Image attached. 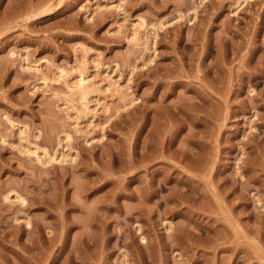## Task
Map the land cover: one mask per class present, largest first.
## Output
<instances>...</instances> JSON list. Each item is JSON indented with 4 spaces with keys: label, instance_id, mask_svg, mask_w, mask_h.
Returning a JSON list of instances; mask_svg holds the SVG:
<instances>
[{
    "label": "rangeland",
    "instance_id": "374dc122",
    "mask_svg": "<svg viewBox=\"0 0 264 264\" xmlns=\"http://www.w3.org/2000/svg\"><path fill=\"white\" fill-rule=\"evenodd\" d=\"M0 264H264V0H0Z\"/></svg>",
    "mask_w": 264,
    "mask_h": 264
},
{
    "label": "bare ground",
    "instance_id": "6f19581e",
    "mask_svg": "<svg viewBox=\"0 0 264 264\" xmlns=\"http://www.w3.org/2000/svg\"><path fill=\"white\" fill-rule=\"evenodd\" d=\"M229 51H231V50H229ZM224 52H225V51H224ZM230 53H231V52H230ZM232 54H233V53H232ZM225 55H226V54H225ZM225 57L227 58V56H225ZM228 58H229V56H228ZM228 60H229V59H228ZM230 60H231V59H230ZM214 66H215V65H214ZM214 66H213V67H214ZM6 199H7V198H6Z\"/></svg>",
    "mask_w": 264,
    "mask_h": 264
}]
</instances>
